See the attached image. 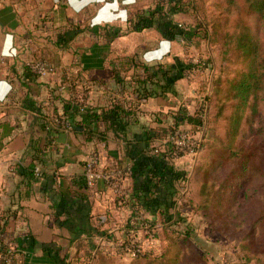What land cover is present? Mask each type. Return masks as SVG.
I'll use <instances>...</instances> for the list:
<instances>
[{"label": "crops", "instance_id": "1", "mask_svg": "<svg viewBox=\"0 0 264 264\" xmlns=\"http://www.w3.org/2000/svg\"><path fill=\"white\" fill-rule=\"evenodd\" d=\"M91 1L94 0H0V216L6 221L5 228L10 227L15 233L14 239H0V258L10 248L15 251L17 264H63V261H69L61 250L66 239L78 252V257L74 258L78 264L84 259V252L76 249L81 242L87 244L91 254L95 248V255L101 251V254L114 257L118 255L114 234L120 235L118 239L133 236L142 228L140 218L143 215L153 218L160 213L158 207L146 209L134 196L135 187L145 181H150L153 191L160 179L159 172L148 173L142 168L139 178L126 177L125 183L120 185L128 198L119 205L111 186L105 181L97 180L92 188L84 185L83 159L84 154L96 151L104 165H115L118 169L125 166L141 168L142 157H138L135 164L133 157L141 156V150L147 147L144 137L148 129L160 132L172 125V110L178 103L172 100L189 95L183 92L184 78L182 83H179L181 80L176 82L175 95L151 97L134 104V121L122 138L108 132L104 141H87L78 130H64L52 123L57 117L64 116L65 110L70 108L67 105L77 98L74 81H70L69 76L74 67L89 80H95L110 71L111 61L116 56L134 53L142 46L144 60L171 64L169 51L174 44L172 40L158 37L157 30V35L132 45L126 34L115 36L107 32L97 36L92 26L87 30L95 39L77 55L74 36L78 39L82 31L71 25L76 16L71 9L75 11ZM122 1L128 5L133 0ZM44 4L52 9L48 10ZM115 4H118L117 0ZM122 13L126 10L119 12ZM115 15L104 8L97 19ZM40 18L48 20L41 22ZM57 21L68 22L69 27L57 35L53 46L48 45L43 36L47 35L48 29L59 26ZM63 35L70 40L64 45ZM48 48L51 51L57 49L55 57L48 55ZM75 55L78 58H74ZM32 60H49L53 70L41 76L31 70L29 61ZM124 96L132 99L130 92ZM106 103L108 99L104 93L95 100L93 108ZM163 142L164 139L151 140L148 153L153 154L152 146L163 149ZM182 158L185 156L165 159L180 171L177 164ZM29 165H34L39 175L28 184L23 172ZM159 181L164 190L165 182ZM180 184L184 183L178 180L173 188L178 190ZM160 193L161 196L164 194L163 191ZM113 242L114 248L108 246ZM74 260L70 262L75 263Z\"/></svg>", "mask_w": 264, "mask_h": 264}, {"label": "rangeland", "instance_id": "2", "mask_svg": "<svg viewBox=\"0 0 264 264\" xmlns=\"http://www.w3.org/2000/svg\"><path fill=\"white\" fill-rule=\"evenodd\" d=\"M117 1L118 4H115V0H94L75 11L71 9L76 14L72 18L73 23L71 25L82 31L78 35V39H76V35L74 36L75 41L73 44L78 49L77 55H80L81 51L95 39L92 36L93 33L87 30L91 29L92 26L95 28L97 36L107 32L113 33L115 36L119 33L126 34L129 36L128 42L132 45H136L139 41L143 43L142 40H147L157 35L155 26H153L143 29L140 31L141 33L133 36L130 34V24L127 22L136 11L146 7H154L153 1L133 0L128 5H125L122 0ZM239 1L234 0L233 3L228 4L226 0H180L181 11L170 14L177 30L185 34L183 37L179 35L172 40L174 45L169 51L170 63L175 65V67L178 66L179 69L183 65L186 66L182 76L176 82L184 78L185 81L181 80L179 83L185 82L188 87L185 86L183 92L189 94L181 98L175 97L172 100L178 102L176 109L172 110L174 112L172 125L175 121V116L181 117V115H185L189 117L185 120L183 119L182 126H176V129H182L190 133L200 143V151L196 155L181 156H185V158H182L177 164L178 169H181L180 171L184 172L187 177L184 184H180L178 190L177 188L175 189L176 195L173 200L176 202L169 210L171 218L166 220V217L160 213L153 218L142 216V219L153 223L152 229L149 230L155 237L152 242L148 238L150 235L147 232L148 230L143 228L138 229L137 233L133 235L136 239H140L142 243L146 242L148 244L144 246L146 249L151 247L150 250L152 249L153 252L161 250L164 253L166 251L162 259L165 264H186V258L183 256V253L188 251L186 249H189L188 252L192 249L199 253H205L206 264H264V255H262L264 233L260 232L264 230V221H262L261 226L256 224L257 228L253 229L255 221L264 212V96H262V93L257 98L255 109L245 110L233 140L236 148L250 153L252 165L242 177L225 184L224 192L221 190V183L227 177V173L237 157L233 158V160H226V167L219 169L216 173L217 176L213 175L215 189L219 190L220 197H222L218 207L221 211L216 213L209 208L208 217H204L203 208L197 204L199 200L197 195L199 184L198 182L197 184L195 181L193 182L192 177L194 168L202 161H205L208 166L212 164L209 156L211 150L214 151L213 153L216 151L215 156H217L230 143V117L234 110V102L231 100L226 102L224 97L228 91L229 82L235 78L237 72L245 65L227 64L221 58V51L225 47L224 41L226 37L235 33V21L240 12H243L238 4ZM44 7H48V10L52 9L45 4ZM169 7L170 4H166L163 8V13L170 12ZM104 8L116 15L112 18L97 19L100 11ZM123 9L126 10V13L119 14ZM244 16L253 31H257L256 17L252 14ZM45 20L48 19H43L41 22ZM57 23L59 25L57 28L50 29V31L48 29L47 33H45L47 35L43 36L48 45L53 46L52 42L56 40L57 35L69 27L68 22L57 21ZM158 37L162 36L159 34ZM61 38L63 45L70 41L66 39L68 36L65 38L63 35ZM48 50L50 49L48 48ZM56 54L57 49L56 51L50 50L48 52L50 57H55ZM134 54L135 62L133 61V63L127 61L124 54L116 56L111 61L110 71L95 80H89L74 67L71 75H69L70 81H74L73 89L77 97L74 98V103H80L83 107L82 109H86L85 107H93L95 100L100 95H104V93L107 99L120 97L124 93L131 91L126 86H129V77L135 71L133 68L135 63L141 65L163 63L159 62L162 60H144L145 51L143 46L138 47ZM74 58L78 57L75 55ZM48 61L32 60L29 62L31 64L45 62L50 66ZM179 69L174 73L179 74ZM137 70L141 72V69ZM118 80L120 81L119 83L117 82ZM121 90L123 93H121ZM180 109L184 111H180ZM190 117L195 118L191 119ZM163 143L165 145V140ZM156 147L158 150L161 149V151L165 148V146L163 149L159 146ZM90 153L91 151L86 156L84 154L83 175L85 162ZM206 157L208 158L205 159ZM83 160L80 161L83 162ZM127 167L118 169L115 165H104L99 156L96 170L101 173H113L116 170L124 171ZM126 177L128 175L124 174L122 182L126 180ZM194 179L196 178L194 177ZM121 185L118 184V188L125 193L126 191ZM111 189L118 200L120 196H117L118 193L113 187ZM188 196L194 197L196 205L188 202ZM180 219H183L185 224L193 228L191 231L193 239V242H190L191 247L188 246L187 242H182L183 240L180 239L179 229L184 227V223ZM4 221V217L2 220L0 216V223ZM114 235H116L114 241H119L118 237L120 235ZM14 238L15 233H13L12 228H4L0 239L5 241ZM244 243H249V247ZM71 244L68 239L64 240L61 250L66 258L69 257L73 261L74 258L78 257V252L74 251V247L72 248ZM108 246L114 248V242L112 245L108 243ZM77 248L85 253L81 264H91L90 260L87 263V259L91 254L87 250V244L81 242L78 247L76 245ZM166 248L167 250H165ZM100 252L99 256L103 255ZM129 258L128 255L120 253L114 256L113 261L108 262V264H128ZM70 260L63 261V264H78V260H74L75 263H71ZM98 261L99 259L96 258L92 264H98ZM105 261L100 264L105 263Z\"/></svg>", "mask_w": 264, "mask_h": 264}, {"label": "trees", "instance_id": "3", "mask_svg": "<svg viewBox=\"0 0 264 264\" xmlns=\"http://www.w3.org/2000/svg\"><path fill=\"white\" fill-rule=\"evenodd\" d=\"M152 1L154 2V7H146L140 11H136L132 17L127 20L130 24L129 31L140 32L143 29L155 26V29L160 35L166 39L173 40L179 35L183 37L185 35L184 32L182 33L177 30L176 24L172 22L170 15L171 13L181 11L180 0H149V2ZM226 2L229 4L233 3L234 0H226ZM166 4H170V7L168 8L170 12L163 13V8ZM238 4L243 12H240L235 21V33L232 36L226 37L224 41L225 47L223 51H221V58L227 64L245 65L240 69L241 71L239 70L237 72L235 78L229 82L228 91L224 97L226 102L230 100L234 102V110L232 111L233 116L231 115L230 117V143L229 145H226L223 151L219 152L217 156H215V153L217 152L215 151V153H213L214 151L211 150L209 156L212 164L208 166L205 161H202L194 168L192 174L193 182L195 181L196 184L197 182L199 184L197 190L199 200L197 204L203 208L204 217H208L209 208L212 209V212L217 213V211H221L218 207L220 206V200L222 197H220L219 190L215 189L213 175L217 176L216 173L218 170L226 167V160H233V158L237 157L235 158L232 167H230L227 177L221 183V190L223 192L225 191V184L231 180L242 177L249 169L250 165H252L250 153L246 150L244 152L243 149L236 148L233 140L245 110H254L259 94L262 93V96H264V0H240ZM246 14H252L256 17L257 31H253L250 25L246 22L244 16ZM109 34L113 35V33ZM134 55V53H131L124 57L127 61L133 63ZM133 68L135 71L130 76L131 78L129 77V86H126V88L128 87L131 90L130 93H132V99H127L123 94L120 97L108 98V103L105 105L86 108L82 111L80 109L83 107L80 103H72L67 105V107L70 108L65 110L66 114L64 113V116L57 117L56 119H66L72 126L71 130H78L81 132L87 141L93 139L104 141L108 132H111L118 138H122L134 121L133 116H135V109L132 106L134 104L138 105L151 97H166L168 94L174 95L176 93L174 84L176 80L182 76V72L186 69V66L183 65L179 69L178 66L175 67L173 64L155 63L153 65H141L135 63ZM137 69H141V72ZM177 69L180 70L179 74L174 73ZM117 82L119 83L120 81L118 80ZM121 93H123L122 90ZM133 95L135 97H133ZM77 117L78 119H76ZM174 118L175 121L173 125L160 129V132L151 129L146 131L144 141L146 142L147 147L141 150V156L133 157L134 164L137 162L138 157H142L143 161L139 163L141 168H136L135 166L131 167V176L134 179H137L142 175V168H145L148 173L153 170L160 173L159 180L162 179V181L165 182L164 190L159 186V180L155 183V189H153V191H151V186H149L150 181H145L138 187H135L134 196L137 197L146 209L151 210V207L153 206L160 208V213L162 216L166 217V220L171 218L169 216V210L176 202L173 200L176 195V190L173 188V184L178 180L185 181L186 175L184 172L174 169L167 163L165 157H169L167 152L171 147L169 141L165 143L164 151H159V154L154 152L153 146L151 148L153 154L148 153L150 150L148 145L153 139L167 140L170 135L173 134L176 126H179L183 119L185 120L189 117L181 115V117L175 116ZM190 118L192 119L195 117ZM52 123L55 126H58L55 124L54 120ZM46 126L47 128L50 127L48 125ZM150 165L151 168H149ZM23 173L26 176L28 184L30 181L35 180L36 172L34 170V165L26 167ZM194 177L196 179H194ZM84 185L87 186L85 180ZM161 191L164 192L162 196L160 195ZM187 198L190 204L196 205L194 197L188 196ZM180 221L184 223L183 219H180ZM262 221H264V212L255 221L253 229L257 228L256 224L261 226ZM5 224L6 221L0 223V236L4 231ZM180 229V239L183 240L182 242H187L189 244L188 246L191 247L192 245L190 242H193L191 231L193 228L184 223V227ZM260 232L264 233V230H261ZM244 244L249 247V243ZM165 250H167V248ZM186 250L189 251V249ZM188 251L183 253V256L187 261L186 264H206L205 253H199L192 249L190 252ZM88 252L90 251L88 250ZM161 252V250L158 252L152 251L131 256L128 264H165L162 259L165 256L166 251H164V253L162 252V254ZM262 255H264V244ZM96 258L99 259L98 264L105 260L107 261L103 264H108V262L110 263L113 261L114 257L105 254L99 256V253H97V255L90 254L87 263H89L90 260V263L92 264ZM172 262L174 263V261Z\"/></svg>", "mask_w": 264, "mask_h": 264}, {"label": "built area", "instance_id": "4", "mask_svg": "<svg viewBox=\"0 0 264 264\" xmlns=\"http://www.w3.org/2000/svg\"><path fill=\"white\" fill-rule=\"evenodd\" d=\"M30 68L32 71H34L35 73L41 76L46 75L53 70L52 67L46 64L45 62L32 63L30 65ZM80 110L82 111L83 109ZM54 122L56 125L60 126L64 130L72 129L71 124L66 119L63 118L60 120L55 119ZM167 141L170 142L171 147L170 150L167 152L168 153L167 155L169 157H165V158L169 160L181 157L183 155H196L198 151H200V143H198V141L194 139V137L190 135V133L182 129L181 130L175 129L173 134H171L170 137L167 140H165V143ZM159 151L160 150H158V148L155 146L154 152L159 154L160 153ZM98 158H99L98 153L95 151H91L88 158L86 159L85 167H84V177L87 187L89 188L93 186L97 180H103L109 186L115 189V191L118 193L117 196H120L117 202L119 205H123L124 202L127 200L128 196L126 192L123 193L122 189L120 190L118 188V184L122 182L124 174L128 175V177L131 176V167L130 166L127 167L124 171L121 170L122 172L116 170L113 171V173L112 172L101 173L96 170ZM35 172L36 175L38 176L39 171L36 170ZM182 182L184 183L185 181ZM140 220L142 225L141 227L144 230H148L147 232L150 234L148 238L150 242H152V239H154L155 237L151 234L149 230L152 229L153 225L150 222H147L145 219L140 218ZM147 245L148 244L146 242L142 243L141 240L136 239L135 236L129 237L128 235L126 238H124V240L120 239L119 241H117L115 252L117 254L123 253L125 255H128L129 257L135 256L137 254L152 252L153 250L152 249L150 250L151 247L149 249L148 248L146 249L144 247ZM95 252L96 251L94 248L92 254L95 255ZM0 264H17L15 251L9 248L7 252L0 258Z\"/></svg>", "mask_w": 264, "mask_h": 264}]
</instances>
